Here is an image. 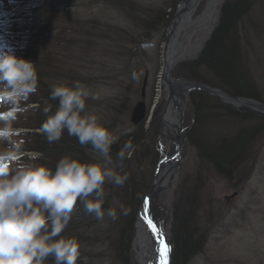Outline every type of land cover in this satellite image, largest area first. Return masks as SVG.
Masks as SVG:
<instances>
[{"label":"rangeland","instance_id":"rangeland-1","mask_svg":"<svg viewBox=\"0 0 264 264\" xmlns=\"http://www.w3.org/2000/svg\"><path fill=\"white\" fill-rule=\"evenodd\" d=\"M21 1L0 0V8L3 12L11 11L14 5H23ZM40 1L45 6L33 12L34 26L48 31L53 39L47 36L49 40L45 41L44 49L39 45L41 42L35 40L37 47L27 51V56L32 57L33 51L35 57L42 58L43 50L55 54L41 70L43 92H50L56 84L71 85L79 81L90 92L98 94L99 99L86 101V109L97 114L118 139L129 133L138 134L134 137L137 141L131 155L122 162V169L133 166L134 158L145 146L150 152L158 135L162 136L165 152L172 147L170 137L178 133L182 140L177 173L158 195L157 203L159 218L169 231L170 242L181 215H184L183 220L193 221L192 240L201 238L199 247L192 250L194 254L185 264H264V0H241L246 10L232 29L236 34L238 56L235 66L245 86L240 94L230 87L232 81L212 71V66L199 65V80L191 78L183 69L200 57L212 30L219 24L222 6L228 1L240 0H222L208 31L194 34L189 53L182 58L173 57L171 61L166 59L172 37L169 28L183 11V0H32L33 3ZM208 1L198 0L194 19L203 13ZM29 7L22 9L31 12ZM45 22L48 28L43 27ZM15 24L12 22L10 27ZM8 28V23L0 26V44L10 46L18 57L24 58L26 49H18L19 46L4 35ZM180 32L183 39L185 30ZM79 51L82 58L74 59ZM33 63L38 64L37 60ZM163 66L170 67L171 80L202 86L182 95L183 106L172 102V114L176 115L181 107L183 111L179 119L170 124L162 117L167 112L166 100L172 95L171 90L162 88L158 94ZM133 72L138 76L135 80ZM70 75L74 78L72 83L68 79ZM178 90L179 87L174 90L173 97L181 96ZM40 101L47 103L41 97ZM139 103L144 109L142 118L135 123V108ZM194 103L202 105L197 113ZM25 114L18 115L15 127L29 121L30 117L36 118L31 112ZM179 127L181 132H178ZM237 136L247 138L243 150L238 157L226 162L228 165L222 167L225 171L217 169L212 157H216L224 145L237 142ZM194 137L201 142L200 149L191 144ZM18 139L25 141L26 148L33 140L26 136ZM118 139L111 153L117 166L121 164L116 157L121 149ZM65 141L69 149L63 151L62 156L84 162L99 159L90 145L81 146L75 137L69 136ZM146 156L140 172L147 188L139 195L136 208L140 207L143 194L153 187L156 175L155 162ZM57 159H44V164L54 169ZM111 186L104 185L105 194ZM110 203L108 207L117 209L122 200ZM138 223L135 219L128 229L131 249L127 264H139ZM72 227L73 224H68L62 235L78 240L83 248L82 264H124L113 247L120 235L112 219L105 216L103 221H97L93 215H88L76 231ZM46 264H53V259H48Z\"/></svg>","mask_w":264,"mask_h":264},{"label":"clouds","instance_id":"clouds-1","mask_svg":"<svg viewBox=\"0 0 264 264\" xmlns=\"http://www.w3.org/2000/svg\"><path fill=\"white\" fill-rule=\"evenodd\" d=\"M132 73V79H137ZM35 64L18 57L14 50L0 44V264H77L80 244L62 235L79 201L87 214L97 221L105 216L118 218L115 208H103L106 183L123 186L128 179L122 174V162L131 155L133 145L127 142L116 153L120 165H114L111 146L118 137L86 101L99 99L83 83L56 84L43 108L46 119L38 128L47 142H59L66 131L81 146L90 145L99 159L84 162L71 156L61 157L52 169L34 163L43 153L28 151L18 139L28 129L15 127L18 115L37 105L29 97L37 91ZM28 157V160L24 158ZM130 209L120 206L127 215Z\"/></svg>","mask_w":264,"mask_h":264},{"label":"trees","instance_id":"trees-1","mask_svg":"<svg viewBox=\"0 0 264 264\" xmlns=\"http://www.w3.org/2000/svg\"><path fill=\"white\" fill-rule=\"evenodd\" d=\"M119 3H121L122 5L124 4L123 2H119ZM21 4L23 5H19L18 7L14 5L13 10L11 11L6 10L5 12H3L2 9L0 8V12H1L0 26H3V24L6 25L7 23L9 25L7 32H9L10 34H6L5 36L7 38H10V41L16 42L20 48L26 49L25 50L26 52L31 51L30 48L28 49V46L30 44L33 46L32 49L37 47L35 40H37L39 43L41 42L39 45H41V47L43 46V49H44L45 41L49 40L48 37H51V35L48 36L49 32L45 31L44 29H40L39 26H34L36 22L33 19V17L35 16L34 13H37V10H39L40 7H44L45 4L42 3V1L38 3H33L32 0H22ZM24 6H30L29 8H31L32 11L30 12L29 9H22V7L24 8ZM245 10H246V4L242 3L241 0L238 2L228 1L222 6L219 24L216 26L214 30H212L213 32L211 36L209 37L208 42L205 44L200 57L194 60L192 64L184 66L185 68H183L185 69L186 72H188L191 78H194L195 80H199L200 78H198V75H197L198 68L200 67L199 65L206 64L208 67L212 66L211 67V69H213L212 71L219 73L220 75L228 79L230 82L232 81L231 83L233 85L230 87L233 88L234 90L235 89L239 90V92L237 91L238 93L236 92L237 94H240V92L244 91L245 86H244V82L242 81V76L239 74L235 66V64H237V61H238L237 60L238 56H237V51H235L236 50V46H235L236 39L234 37H236V34L235 32H233L232 29L237 19L239 18V16L243 14ZM12 22L16 23L14 27H10V25H12ZM46 23L48 22H45V25L43 27H46ZM43 27L41 26V28ZM149 33H148V36L150 35ZM38 37H42V38L38 39ZM51 39H53V37H51ZM32 54H34L33 51H32ZM53 55H55L53 54V52L46 53L43 50L42 58L41 57L38 58L37 56L30 57V60L32 62L37 60V63L39 64V65L38 64L35 65V67L38 65L36 67V70L38 73V79H39L38 88H37V91L31 95L32 96L31 99H33V102L38 103L39 107H37L34 113L36 118L35 117L32 118V122L33 124L34 123L35 124L32 125L31 129H38L40 125L42 124V122L46 119V116L43 112V108L47 104H51L53 107V110H55V107H56L57 102L49 100L50 92L48 93L43 92L44 89L42 90L43 87H41L40 85V83L43 82L42 81V74H43L42 71L44 69V65H46V62H48L49 60L53 59ZM34 57L38 58L39 60L35 59ZM78 57L82 58L80 54H77L74 57V59H77ZM68 79H69V82L71 83L74 81V78L72 75H70ZM40 97L46 100L47 103L43 104V102L39 101ZM200 106L202 105H199L197 103L193 104V107L195 108L196 113L199 111ZM137 135L138 134H134L132 136L129 133L128 135L124 137H120L118 139L119 147L122 148L123 145L127 142H131L133 145L137 141V140L134 141V137ZM30 136L33 139L31 142V145L28 148H26L27 146L26 147L24 146V148L26 150H34V151L43 153L42 157L38 159V161L36 162L37 164H44V159L49 160V161L56 160V157L60 159L61 157H63L61 155L63 151L67 152L69 149V146L66 147V144H65L66 142L65 140L69 138V135L67 134L66 131L62 135V138L59 142H54L52 144H49L46 138L45 139L43 138L44 135H42L39 132H33ZM237 137H236L237 142L234 141L230 144L224 145V147L221 148L220 153L217 154L216 157L215 156L212 157V159L214 160V163L217 165L216 166L217 169L221 171H225L222 167L224 165L226 166V164L228 165V163L226 162H229L230 159L233 160L235 157H238L241 151L243 150L244 143L247 138L244 136H237ZM159 141H160V135L157 136L154 146L151 148L150 152H148L150 148L148 146H145L144 149H142V151L138 155H136V158H134V161H133L134 165L129 166L127 169L126 168L122 169L123 170L122 174H126L128 179L126 180L123 186L118 187V186L112 185L111 188L106 192L105 197H104L103 208L105 210L110 208L108 206L112 205L110 203L111 200H118V199L122 200L121 205H124L125 207L130 209L127 215H123L120 212V206H119L116 209L118 213V218L114 220V222L116 223V227L118 228L120 237H119L117 245L113 244V247L115 246L114 250L116 251L117 258L119 260L121 259L122 263L124 264H127L129 260V255H130L129 253L131 249L130 238H129L130 234L128 233V229H130V226L134 224L135 219H136V214L138 211V208H136L135 203L139 195L142 193V190H145L147 188L145 187V184L143 182V178L140 172V167L142 166L143 162L146 159L144 158V155L147 154L146 157L147 158L151 157V160L155 162V165H154V168H155L157 162L163 157L162 147ZM121 143H123V145H121ZM191 144H193L194 147L198 146L199 149L201 147V142L195 137L191 139ZM114 149H116L115 144L111 146V153L115 151ZM146 161L148 163V159ZM46 165L48 164L46 163ZM88 215L90 214H87L84 211L83 205L80 204L78 201L73 211L72 219L70 220L69 225L70 223L73 224L72 228L73 229L75 228L74 230L76 231V229L80 227V225H83V222L87 219ZM183 219H184V215H181L178 218L177 226L174 227V232H173L175 236L174 242H173L174 252H175L173 254L174 264H185L190 259V257L194 254L192 253V250L199 247L198 241H200L201 239V238H198V241H195V242L192 240L191 236L195 231L194 228L191 229V226L193 225V221H189V220L185 221ZM126 232H127V235H126ZM82 249L83 248H80L79 258H81V255L83 253Z\"/></svg>","mask_w":264,"mask_h":264},{"label":"bare ground","instance_id":"bare-ground-1","mask_svg":"<svg viewBox=\"0 0 264 264\" xmlns=\"http://www.w3.org/2000/svg\"><path fill=\"white\" fill-rule=\"evenodd\" d=\"M198 0H183V4L185 5L183 7V11L179 12V16L176 17V19L171 23L169 28V33L172 35L169 50H168V57L167 60L171 61L173 57H179L182 58L183 56H186L189 53V44L192 36L196 34L199 31L207 32L208 28L211 26V24L215 21L217 12L220 10L219 6L222 2V0H209L208 4L203 11L202 14H200L197 18L194 19V14L196 10V4ZM182 29L185 30L182 37ZM178 30V31H177ZM207 43V42H206ZM205 43V44H206ZM77 54L81 55V52L79 51ZM165 64L167 61L165 60ZM168 68L170 67L163 66L162 68V76L160 78V87H159V95L162 92V87L171 88L169 86V81L166 78V73L168 71ZM175 82V81H174ZM174 88V87H173ZM38 98V97H37ZM184 99V96L176 95L171 100H169V107H168V114L165 115V119L169 122L175 123L179 119V115L181 114L182 109H179L177 114L174 115L173 113V107L172 102H176V104H181ZM29 101H33V99H30ZM40 101V100H39ZM37 107H39V104L37 103ZM36 107V108H37ZM181 127H179L180 130ZM178 130V132H179ZM168 153V160L165 162L159 169L157 177L154 179L153 183V196L157 198L158 195L164 192L165 185L176 175L177 173V167L180 162V158L177 153H174L172 151L167 152ZM154 213L153 211L149 212V215L152 216ZM164 237H168L169 231L163 232ZM137 251H138V257H139V264H159V261L157 259V252H155V249L157 247L156 243V237L151 233V230L147 227V225L144 223V221L140 217V221L137 225ZM174 237V236H173ZM174 242V239H173ZM174 244V243H173ZM156 245V246H155ZM174 249V245H173ZM48 259H53L49 257ZM77 264H82V259L78 258ZM169 264V262H168ZM170 264H172V259L170 260Z\"/></svg>","mask_w":264,"mask_h":264},{"label":"snow or ice","instance_id":"snow-or-ice-1","mask_svg":"<svg viewBox=\"0 0 264 264\" xmlns=\"http://www.w3.org/2000/svg\"><path fill=\"white\" fill-rule=\"evenodd\" d=\"M141 219L156 237V252L158 253L157 259L159 264H168V254L171 252V245L164 240L163 229L158 228L156 223L153 222L152 217L149 215V199L147 197L143 200Z\"/></svg>","mask_w":264,"mask_h":264},{"label":"water","instance_id":"water-1","mask_svg":"<svg viewBox=\"0 0 264 264\" xmlns=\"http://www.w3.org/2000/svg\"><path fill=\"white\" fill-rule=\"evenodd\" d=\"M168 70H169V68H168ZM166 78L165 79H168V81H169V87H171L170 88V90H171V94L172 95H174L175 94V89L176 88H178L179 87V92L181 93V96L182 95H184V92L186 91V90H188V89H192V88H196V87H199V88H202V86H200V85H196L195 83H193L192 85L190 84V85H187L185 82H181V83H175V82H173L172 80H171V78H170V73H169V71H167V73H166ZM174 87V88H173ZM172 95H170V97L168 98V101L169 100H171L172 98H173V96ZM143 109H144V105L142 104V103H139L137 106H136V108H135V114H134V121H135V123H138L139 121H140V119L142 118V112H143ZM170 124V123H169ZM176 135V137L174 138V140H175V147H174V149H173V151L172 152H174V153H178V151L180 150V148H181V140H179V138H178V133L177 134H175ZM166 161H169L168 160V157H166L165 158V160H164V162H166ZM162 166V163L158 166V168H160ZM153 188V187H152ZM152 190L153 189H151V191L149 192V194H148V196H147V198L149 199V212H151V209H150V204H151V202H152V200H151V195H152ZM141 209H142V211H143V204H142V207H141ZM153 213H154V211H153ZM152 217V216H151ZM153 217H156V215H155V213L153 214ZM153 222L154 223H157V221L156 220H154L153 219ZM157 225V224H156ZM157 227H158V225H157ZM159 228V227H158Z\"/></svg>","mask_w":264,"mask_h":264}]
</instances>
